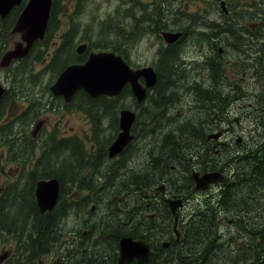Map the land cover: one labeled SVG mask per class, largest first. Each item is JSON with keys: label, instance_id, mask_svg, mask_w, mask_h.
<instances>
[{"label": "flooded vegetation", "instance_id": "obj_1", "mask_svg": "<svg viewBox=\"0 0 264 264\" xmlns=\"http://www.w3.org/2000/svg\"><path fill=\"white\" fill-rule=\"evenodd\" d=\"M236 1L200 0V7L193 4V7L197 8L196 11L188 13L192 0H176L174 1L176 2L175 7H173L174 2L171 5L172 15L170 14L167 17L169 20L165 21L172 26L169 30L159 31L155 25L148 21L145 25L147 30H144L141 42H144L145 38L150 35L157 38V43L161 44L157 49L160 61L154 60L150 64L139 65L131 60L133 52L121 55L133 70L148 67L154 69L157 82L153 88L147 87L145 78L138 79L139 85L145 89L143 97L136 96L130 85H127L123 92L115 97L101 95L92 98L83 90L75 92L69 101L64 96H56L52 91V85L68 67L84 65L93 54L114 53L118 55L112 49L98 48L92 44L83 43L79 49L85 47L84 51L78 53L79 50H77L72 57L69 56L74 54L72 47L70 51L62 47L61 37L57 42L58 45L54 44V49L58 47L60 50L51 55L49 70H63L59 72L57 79L44 89L52 95V98H46L44 101L38 100L36 103L30 101L23 105V108L19 106L17 113L15 112L9 120H6V117L3 118L4 113L6 111L7 115L11 114V106L16 103L11 97L17 91L14 92L15 89L12 85L11 88H5L0 98V123H2L0 125V147L6 145L7 139H11L9 136L14 132L16 126H21L27 121L29 122L25 135L28 136L29 143L19 146L18 149L9 143L12 150L7 149L5 151L7 155L0 151V264H112L111 262L119 264L120 245L123 239H132L134 242L146 244L149 248L148 264H162V262L170 264L173 252L177 251L176 248L181 245H175L178 243L175 235H178V231L175 232L174 226L172 230H169L170 220L166 218L165 213L172 212L177 221L176 229L178 230L179 221H181L179 210L184 206V201L190 202L186 188L172 177L163 180L159 186L152 190L141 191V201L138 200L140 206L133 205L132 213L134 214V210H138L141 215L139 218L143 225L139 223L136 227L141 233H135L136 228H134L130 235H125L127 230L124 228H128L129 226H125L130 222L127 219L120 223L122 228L116 229V232L119 233L116 242L112 236L105 240H103V236H99L94 240L96 245H105L108 250H111V255L108 258L98 259L97 255L100 253H96L95 249L90 251L88 240L91 236L100 233L91 220L88 225L89 231H85L84 234H81L78 227L76 231H64L65 223L76 216L75 211H78L81 206L82 199H76L74 191L76 192L83 184H86L83 171L89 168V171H92L91 175H95V164L104 163L107 160L120 164L121 157L125 158L132 151L133 142L142 131L154 132L155 136L161 132L165 134L162 139L164 146L160 152L153 155L154 159L149 163L152 173L163 177L166 175L168 164L172 161L186 166L180 158L187 160L188 157L193 158V156L190 151V155L186 158L183 157L182 150L178 147V137L183 136L180 133L195 131L200 137L205 132V141H202L204 145L202 149H205V163L219 162L220 167L216 170L217 172H212V174L216 173L222 179L218 188L220 193L237 194L239 188L243 187V190L248 191L250 196L258 194L253 186L239 184L236 176L237 171L232 175L228 174L224 168V165L231 159H224L223 156L231 149L241 153L242 163L246 170L249 167L247 175L250 177L252 174L259 173L260 168V165L253 161L264 160V66L262 68L258 66L261 59L243 44L237 26V21L240 20L237 17L251 16L255 21L256 13L264 9V0H248L252 7L249 12L243 15L236 14L232 9ZM186 4L188 6L183 8ZM141 11L144 12L142 9ZM223 14L226 17H223ZM126 16L129 21L127 27L135 24L134 18L129 14V9H127ZM180 16L187 18L183 24H178L182 28H178L174 19V17ZM137 21L140 23V20ZM141 26L138 25L137 28H141ZM152 30L153 32H151ZM163 32L179 35V37L173 44H170L174 46V49L170 50L167 56L161 57V50L165 51L170 46L166 43ZM52 33L47 28L45 35L47 42L51 40ZM16 43H24V41L20 39ZM188 43L200 50L197 54L201 58V62H196L197 59L189 57L185 52ZM46 44L45 48H47ZM33 47L25 58L30 56ZM178 52H182L179 57ZM67 58L71 62L64 68L61 65L65 64ZM163 65L167 69L163 70ZM165 80L174 81L169 84ZM200 80H205V87H196L192 90L193 84H198ZM247 84L254 91L252 101L249 102H245L248 96L242 92ZM167 88L169 89L166 92ZM122 99L129 100L128 106L121 103ZM17 100L20 99L17 97ZM163 100L166 102H162ZM183 101L186 103H182ZM238 110L244 111L247 117H254L248 125V131L243 126L239 127L240 121L233 117ZM123 111H128L134 116L137 115L139 119L136 122L134 118L129 132L135 139H132L120 155L110 158L109 147L118 136L109 146H106L109 141L100 137V127L102 122H106L107 129L115 128L119 131V135L122 132L119 116ZM83 113L92 123L89 125L92 141L81 140L80 131L69 129L73 120L81 121L84 118ZM223 117L232 125L231 127L229 124H214L217 118ZM247 117L243 116V119ZM134 128L137 129L135 131L138 134L135 133ZM68 129L70 131H67ZM225 131H227V135L233 131L236 133V137L224 142L209 141L219 139ZM209 142L214 143L208 145ZM87 144H89V149L86 148ZM73 146L80 150V156H83L84 159L64 158L66 150L70 151L68 152L71 156ZM180 147L182 148V145ZM38 149L44 152L41 158L34 157L35 151ZM138 149L139 146H136V150ZM59 154L63 158L56 161L55 157L60 156ZM46 155L50 159L45 160ZM173 168L178 170V167ZM114 169H111L107 179L116 173ZM220 170L223 174L220 173ZM197 172L192 170L190 176L187 177L188 180L189 178L194 180L195 190L197 181L201 183V175L205 174ZM205 175L210 176V174ZM191 180L189 181L191 182ZM53 182L57 183L58 199L51 210L42 212L36 190L41 183L50 184ZM212 184H209L207 191L211 190ZM109 187L118 188L114 182ZM234 187L236 188L234 189ZM172 188L175 193L174 197L179 199L167 198V196H172L170 192ZM85 191L94 192L89 189ZM158 191L162 192L161 199L158 197ZM258 195L262 198L261 200H264V185ZM87 196L89 197V194ZM88 197L84 198V204ZM146 198L154 199L148 202ZM179 206L181 207L177 209ZM125 207L121 209L124 210ZM197 207L198 214L196 216L193 215V210L191 211L192 220L195 217L196 219L201 217ZM121 209L119 208L117 212L122 213ZM146 209L151 212V214H147L148 218L154 217L152 226L144 224ZM114 217L117 218L116 213H114ZM230 222L233 221L230 220ZM190 225V223L185 224L183 230H179L181 241L184 240L185 228ZM169 234L170 239L165 241ZM11 243L14 244V248ZM63 248L64 251H62ZM132 261L133 264H140L136 258H133Z\"/></svg>", "mask_w": 264, "mask_h": 264}, {"label": "rangeland", "instance_id": "obj_2", "mask_svg": "<svg viewBox=\"0 0 264 264\" xmlns=\"http://www.w3.org/2000/svg\"><path fill=\"white\" fill-rule=\"evenodd\" d=\"M92 2L96 4L100 3L101 5L99 9L98 7H95V8L88 7L86 11L80 12L78 16V23H79L78 28L80 32L79 34H76L73 37L72 49L74 51V54H72V57H74V55L76 54V51L79 49V46L83 43L97 44L98 46H101V44H99V33H98L99 26L101 25L100 22H106L107 21L106 17L109 14H114L115 7L117 5L116 0H93ZM62 4L65 8V14H68V15L71 14V11L73 9V6L71 5L72 4L71 1L64 0ZM195 4L196 6L200 7L201 5L200 0H195ZM175 5H176V2L173 3V7H175ZM127 9H129V14L130 16H132L130 0H125L124 12H123L122 17L120 18V22H123V23L129 22L128 19H126ZM196 9H197L196 7L191 6L188 13H191L192 11L195 12ZM91 11H92V14H91ZM10 14H8V16ZM21 14H22V11L20 10L17 20L14 23H12L11 27L9 28V34L7 37L8 47L5 52H8V49L10 47L15 46L16 42L22 39L21 33H16V34L12 33ZM7 18L5 20H2V23L8 20ZM70 18L71 17L69 16L66 17L65 15L61 14L62 23L60 25V28L56 32L52 33L53 36L51 40L47 43V48H45L46 47L45 46V47L38 48V50L35 51L37 57H39L40 59L32 64L30 71H28L27 74L23 77V80H13V74H14V70L16 69V67L24 63L25 61H22L20 64H18L17 60H15L9 65L8 68H3L2 69L3 71H0V81L3 84L4 88H11V83L13 84L14 87L15 86L18 87L17 92L13 93L11 97V99L15 100L16 102L11 106L12 107L11 114L7 115L6 111L4 113L3 118L6 117V120H9L14 115L15 112L17 113L19 106L23 108V105H26V103H30V101L36 103L38 100L44 101L46 100V98H52V95L48 93L46 90L44 91V89L46 87L48 88V86L51 85L57 79L60 69L59 70H49L50 58H51V55L53 53L55 54L58 50V47L54 49V44L56 46L58 45L57 42L60 41V37L63 42V39H64L63 36L69 30L68 20ZM185 18L183 16L174 17L176 23L179 25L183 24L186 21ZM101 28H103L102 25H101ZM105 29L109 32L110 31L112 32V30H108L107 28H104L103 30ZM144 30H147L146 27L142 29L139 32V34L134 38L133 40L134 47L128 53V54H131L133 52L131 54V60L134 63L139 64V65H147V64L152 63V61L154 60L160 61L157 49L159 45L161 44L157 43L156 41L157 38L155 39L153 35L147 36L144 42H141L142 36L144 34ZM86 32H89V33H86ZM185 52L188 54L189 57L197 59L196 62L202 61L201 58L197 54L198 52H200V50L197 48H194L191 45V43H188V47L187 49H185ZM4 54L2 55V57L4 56ZM180 54H182V52H178V57ZM162 69L165 70L167 68L166 66L163 65ZM173 81L174 80H165V82H168L169 84H172ZM190 81L194 82L196 80H190ZM54 84L52 86H54ZM193 85L194 87L192 90H194L195 87H201V86L205 87V80H200L198 84L195 83ZM169 88H167L165 91L167 92ZM242 92L246 94V96H248V98L246 97L245 102L252 101V97H253L252 95L254 94V91L250 89L249 84H247L245 90ZM51 93L53 94L52 91ZM17 97L20 100H17ZM162 102H166V100H163ZM121 103L123 105L124 104L127 105L129 103V100L122 99ZM182 103H186V102L183 101ZM83 114H84V118L82 117L83 119L81 121L78 119L73 120L70 123L69 129L73 128L74 131H80L79 136L81 137V140L92 141L91 140L92 132L90 131V128H89V125L90 124L92 125V123H90L87 120V118L85 117L86 114L85 113ZM243 116L247 117V115L244 114V111H239V110L237 111L236 115H233L234 118L236 117L240 121L241 125L239 127L243 126L248 131L249 129L248 125L254 117L248 116L246 119H243ZM119 117L121 118V116ZM138 120L139 119L137 118L136 122H138ZM28 122L29 121L24 122L21 126H16L14 128V132L11 134V136H9L11 139L9 140L7 139L6 145L0 147L1 152H4L6 154L5 151H7V149L11 151L12 150L11 145L15 146V148L17 147L18 149L19 146L29 143V138L27 135H25L26 128L28 127L27 126ZM1 124L2 123H0V125ZM214 124H221V125L229 124L230 125V123H228L226 118L224 117L217 118L214 121ZM106 125H107L106 122H102L101 127H100L101 128L100 137L109 141L106 145V146H109L112 143V141L117 136H119L118 135L119 131H117L115 128L107 129ZM231 126L232 125H230V127ZM69 129L67 131H70ZM135 130L137 129L134 128V131ZM135 133L138 134V132L136 131ZM139 134L136 139L134 138L135 140L133 142L134 144L132 147V151L129 152V154L125 158L124 156L121 157L122 162L124 163L122 166H119L117 162L111 163L109 160H107L99 168H96V169L94 168L95 175H91L92 171H89V168L83 171V175L84 177H86L85 178L86 184H83L82 187L76 192L74 191V197L76 199H79V198L82 199L81 206L78 211H75L76 216L72 217L68 222L65 223L64 231H69V232H72L74 230L76 231V228L78 227L81 230V234H84L85 231H89L88 225L90 224L89 221L91 220V223H93L94 226L97 229H99L100 233L97 235L91 236V238L88 240L90 251L95 249L94 251L96 253L99 252L100 254L97 255L98 259H102L101 254L104 253L105 254L103 256V260H104L111 255V252H110L111 250L106 251L105 245H102V246L96 245L94 243V240L98 238L99 236H103L104 237L103 240L108 239L109 236H112L114 241L117 240L119 233L116 232V229L122 228L120 226V223H123V220L127 221V219L130 222L126 224L125 226V227L129 226V227L124 228L125 230H127L125 232V235H130L131 231L134 228H136L139 223L142 224L139 218L141 216L139 215V211L134 210L135 213L134 214L132 213L133 205H136V207L140 206V202L138 200L141 201V191L148 190V189L152 190L154 187L159 186V184H161L163 180L172 177L176 179L179 183H181V185L184 188H186L188 199L190 198L189 199L190 202L184 201L183 202L184 206H182V209L179 210L180 212L179 216H180L181 221H179L178 230L176 229L177 221L175 220V217L172 214V212L167 211L165 213L166 218L170 220L169 230H172V227L174 226L175 232L178 231V235L175 234L177 237L176 242L178 243H175V245L180 244L181 246L179 248H176L178 250L175 252H178L179 250L180 251L188 250L195 254L200 253L199 248H202L205 246V237H204L205 218L201 216L194 222L198 224L195 227H198V226L201 227L199 230L201 234L198 235L200 240L191 241L189 239H186V240L181 241L179 230H183L185 224H189L193 222V220L191 219V215H190L193 208H196L197 205H199V207L197 208L204 211L203 208L205 206V211H206L207 204H210L213 201V199L221 198L220 196L221 193L218 188L220 187L219 184L222 182V179L221 177H218V179L212 184L211 190L207 191L208 188L206 190L196 188L195 190L194 182L189 178V180H191L193 184L192 185L191 182L187 179V177L190 176L192 170H195V172L198 171L199 173L201 172V173L212 175V172H217L216 170L220 167L219 162H216V163H214L213 161L209 162L208 164L205 165L206 166L205 168L204 165L202 164L203 161H197V159L190 158V157H188V160L180 158L186 166H182L179 162L177 163V161H172L171 163L168 164L166 175H163L162 177L160 175L152 173V169L149 163L153 161V157L151 158V156L160 152L161 148L164 146L162 142V139L165 136L164 132L158 133L156 136L152 135V136H148L145 138L140 137ZM234 137H236V133L231 131V133L227 135V131H225L222 133L219 139L216 138L217 140L211 139L209 141L224 142V141H229L230 139ZM178 141L183 147H187V144L184 141H182L180 137H178ZM204 141H205V132H204ZM9 143H11V145ZM213 143L214 142H209L207 144L211 145ZM74 146L72 147V150H71V156L69 155L68 150H66L64 158L68 159L69 157H75V158L84 159L83 156H80V150L74 148ZM136 146H139L138 150H136ZM86 148L89 149V144H87ZM83 149H84V146H83ZM203 149L201 150L203 151ZM43 153L44 152L42 150L38 149L35 151L34 157L41 158ZM189 153L190 151H186L187 155H190ZM242 157L243 156L241 155V153H239V151L235 149H231L223 156L224 159L226 158L231 159L229 163L227 162L224 165V168H226V172L228 174L234 175L238 169L245 168L244 164L242 163ZM48 158L49 157H46V160H48ZM59 158H63V157L61 155L57 156L55 160ZM115 166H118L116 173L110 179H107L109 177V172L111 171L112 168H115ZM173 167H178V170L176 171V169H174ZM220 173H221V170H220ZM244 173L245 171H241L237 177H240ZM205 174H203L201 178L205 176ZM112 182H114L116 184V187L118 188H112V187L110 188L109 186ZM86 189L93 190L94 192L93 193H91L92 191L86 192L85 191ZM202 191H205V193H202ZM96 192L98 193L94 195ZM170 192L172 196H167V198L171 200L179 199V198L174 197L175 193L173 191V188L170 189ZM88 194H89V197L87 196ZM158 195H159L158 197L161 199L162 192L158 191ZM86 197L88 198L84 204L83 200ZM256 197H260V195H257ZM146 200L148 202L151 201L150 199H147V198ZM113 201H115V203H112ZM193 204H195V206H193ZM246 205H251V203L247 201ZM124 206H126L125 209L124 210L121 209V208H124ZM93 207L95 208L93 209ZM180 207L181 206H179L177 209H179ZM119 208L121 209L122 213L117 212ZM256 208L258 207L255 205L254 210H256ZM221 210H222L223 216H225V211L223 209ZM127 211H129L130 213H128ZM114 213L117 214V218L114 217ZM147 214H151L149 209H146L144 224L145 226H152L154 224V222L152 221V218L154 217L151 216L150 217L151 220H150ZM235 218H237L235 215H229L228 222L223 223L222 227L219 226L220 237L222 238V235H224L225 237L221 240V242H225L226 238H228L230 235H233V236L236 235L235 237H237V234H236L237 230H235V223H234V221L236 220ZM224 219H227V218L225 217ZM230 220L233 221V223H230ZM181 223H182V226H181ZM102 233H105V234H102ZM135 233L139 234L141 232H139L138 228H136ZM169 239H170V234L169 236L166 237L165 241ZM11 246L14 248V244L11 243ZM62 251H64V248L62 249ZM226 252L230 256L235 253L233 252V248L231 247L228 248ZM201 257H202V260L198 259L196 262L198 264H200L199 262H201V264H205V250L201 252Z\"/></svg>", "mask_w": 264, "mask_h": 264}, {"label": "trees", "instance_id": "obj_3", "mask_svg": "<svg viewBox=\"0 0 264 264\" xmlns=\"http://www.w3.org/2000/svg\"><path fill=\"white\" fill-rule=\"evenodd\" d=\"M26 1L28 0H25V2ZM63 1L64 0H54L48 30L56 32L60 28L62 23L61 14L65 15L66 17H71L68 20L69 30L63 36L64 39L62 42V47L67 48L68 51H70L74 35L79 34L80 32L78 28V16L80 12L86 11L88 7H98L99 9L101 4H96L92 2L93 0H68L71 1V5L73 6L71 14L68 15L65 14V8L62 4ZM174 1L176 0H130L131 13L135 20V24L127 27V23L120 22V18L124 12L125 0H116L117 5L115 7L114 14H109L106 17V22H100L103 26V28H101L100 25L98 29L99 44H101V46H98L97 44H92V46L94 45L95 47L103 49H112L118 55H128V53L134 47V38L142 29L145 28L144 25L148 23V21L155 25L159 31L169 30V28L172 27L169 22L166 23L165 21L169 20L167 17L170 14L172 15L171 5ZM193 4H195V0H192L191 6H193ZM187 6L188 5L186 4L183 6V8ZM23 7L16 8L14 11H12V13L9 15L10 17L8 16L7 18L8 20L4 21L3 23L0 19V58L8 47L7 37L9 34V28L11 27L12 23L17 20L19 11H22ZM250 7L252 6L248 0H237L232 9H234L236 14L243 15L250 11ZM141 9L144 12H142ZM138 14L141 16H138ZM223 17L226 16L223 14ZM237 18L240 19L237 21V26L239 28V35L243 39V44L250 48L254 54L261 59L258 66L262 68L264 66V9L256 13L255 21L251 16H241ZM137 20H140V23ZM137 24L142 25L141 28H137ZM179 27L181 26L178 25V28ZM104 28L112 30V32L110 31V33L106 29L103 30ZM151 32H153V30ZM46 43H48L47 37L44 39V41H38L34 45L33 50L28 58L17 62L20 64L22 61H25L24 63L18 65L14 70L13 80H23V77L28 71H30L32 64L40 59L37 57L35 51L38 50V48L44 47ZM173 49L174 46L170 45L165 51L161 50V57L164 55L167 56L169 51ZM59 50L60 49L57 51ZM69 56H72V54ZM70 62L71 61H69L67 58L65 64L61 66L65 68ZM62 70L63 69H60V71ZM11 85L13 86L12 83ZM14 89V92H16L18 87L15 86ZM139 135L145 138L155 134L151 131H142ZM180 135H183L180 138L188 146H182L181 148V144L178 141V147L182 150L183 157L186 158L188 156L186 151H191L193 158L197 159V161H203L202 164L206 168L205 149L204 151L201 150L203 146L202 141H204V132L200 137L195 131L183 132L180 133ZM191 138L193 139L191 140ZM152 157L154 159V156H151V158ZM253 162H256L260 165L259 173L252 174V177H250V175H247L249 170L248 167L247 170L245 168L238 169L236 176H238L241 171H245L243 175L237 177L239 184H245L248 187L253 186L256 189V192L259 194L262 185H264V160L258 159ZM102 164V162H98L95 164L94 168H99ZM123 164L124 163L121 161L119 166H122ZM117 169L118 166H115L114 171L116 172ZM235 188L236 187H234V189ZM258 194L250 196L248 191H244L243 187H240L237 194L230 193L228 195L226 192L221 194V198L213 199L210 204L206 205V211L205 206L203 208L204 211L199 209L201 214H199V216H203L205 218V246L199 248L200 253L198 254L188 250H179L178 252H173L170 264H198L196 261L198 259L202 260L201 252L203 250H205V264H264V201L261 200L262 198L256 197ZM247 201H249L251 205H246ZM255 205L258 207L256 210H254ZM221 209L225 211V216H223ZM197 214V209L193 208V215L196 216ZM229 215H235L237 217L234 221L235 230H237V237H235L236 235H230L228 238H226L225 242H221V240L225 237L224 235H222V238L220 237L219 226L222 227L223 223L228 222ZM225 217L227 219H224ZM196 220L197 219L195 217L191 225L185 228L184 240H200L198 235L201 234V232H199L201 227H195L198 225L194 223ZM230 247L233 248V252H235L231 256L226 252V250ZM107 250L108 248L106 247V251ZM104 255V253L101 254L102 257ZM199 263L201 264V262Z\"/></svg>", "mask_w": 264, "mask_h": 264}, {"label": "water", "instance_id": "obj_4", "mask_svg": "<svg viewBox=\"0 0 264 264\" xmlns=\"http://www.w3.org/2000/svg\"><path fill=\"white\" fill-rule=\"evenodd\" d=\"M21 0H0V17L5 20L15 5ZM52 0H30L22 10L18 22L12 31L13 34L21 33L24 43H16L0 58V70L8 68L15 61L27 57L34 43L43 41L48 28ZM167 44H173L179 35L163 33ZM85 47L78 49L82 53ZM143 77L147 81V87L153 88L157 82V76L152 67L141 70H133L126 61L114 53L93 54L84 65H72L68 67L52 86L56 96H64L67 101L79 90L88 93L92 98L98 96L115 97L120 95L127 85H130L136 96L143 97L145 89L138 83ZM5 88L0 82V98ZM135 116L128 112L121 113V130L118 138L109 147V157L114 158L124 151V148L134 138L130 135V128ZM197 181V189L206 190L209 184L218 179V175H205ZM57 183H41L36 196L42 212L51 210L58 199ZM52 189V190H51ZM121 254L119 264H129L136 258L140 264H148L149 248L142 242H134L132 239L121 241Z\"/></svg>", "mask_w": 264, "mask_h": 264}, {"label": "bare ground", "instance_id": "obj_5", "mask_svg": "<svg viewBox=\"0 0 264 264\" xmlns=\"http://www.w3.org/2000/svg\"><path fill=\"white\" fill-rule=\"evenodd\" d=\"M30 0H28V1H26L25 2V0H21V3L20 4H18V5H15L14 6V8H13V11L16 9V8H20V7H23L26 3H28ZM53 5H54V0H52V4H51V11H50V16H49V23L48 24H50V20H51V15H52V9H53ZM48 27H49V25H48ZM93 52V51H92ZM118 56H121V55H118ZM178 63V62H177ZM136 118H137V115L135 116V120H136ZM72 150V149H71ZM63 151V150H62ZM69 151V150H68ZM70 152V151H69ZM61 154V153H60ZM59 154V155H60ZM54 155H55V153H54ZM62 155V154H61ZM47 156V155H46ZM45 156V157H46ZM48 157V156H47ZM56 158V157H55ZM48 159H50V158H48ZM46 160V159H45ZM57 160V159H56ZM50 161V160H49ZM53 163V162H52ZM44 164V163H43ZM152 167H154V166H152ZM249 171V170H248ZM199 173V172H198ZM202 176V175H201ZM194 181V180H193ZM134 189V188H133ZM200 191V190H199ZM258 198V197H257ZM229 208V207H228ZM201 215V214H200ZM178 216V215H177ZM179 220V219H178ZM188 222H190V221H188ZM191 224V223H190ZM180 232V231H179ZM135 261V260H134ZM157 261V260H156ZM152 262H154V260H152ZM112 264H114L113 262H111ZM135 263V262H134ZM138 263V262H137ZM116 264V263H115ZM130 264H133V261H132V263H130ZM152 264V263H151Z\"/></svg>", "mask_w": 264, "mask_h": 264}]
</instances>
